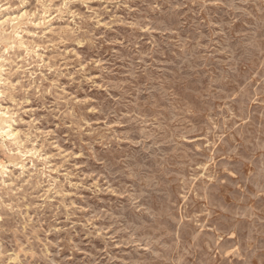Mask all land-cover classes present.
Segmentation results:
<instances>
[{"label": "rangeland", "instance_id": "374dc122", "mask_svg": "<svg viewBox=\"0 0 264 264\" xmlns=\"http://www.w3.org/2000/svg\"><path fill=\"white\" fill-rule=\"evenodd\" d=\"M6 17L0 264H264V0Z\"/></svg>", "mask_w": 264, "mask_h": 264}, {"label": "bare ground", "instance_id": "6f19581e", "mask_svg": "<svg viewBox=\"0 0 264 264\" xmlns=\"http://www.w3.org/2000/svg\"><path fill=\"white\" fill-rule=\"evenodd\" d=\"M15 19L14 18H11V17H6L5 19L1 20L0 21V25L3 24V23H9L11 24ZM21 23V22H20ZM47 23V22H46ZM13 25V24H12ZM1 27V26H0ZM13 28V26H12ZM16 30L12 31L15 33ZM3 31L0 29V34L2 33ZM13 34V33H12ZM16 35V34H15ZM18 35V34H17ZM16 35V36H17ZM9 37V36H8ZM11 38V34H10V37ZM2 68V67H1ZM3 70V68L1 69ZM13 84V83H12ZM18 132V131H17ZM0 136H8V139L12 140V141H15L16 138H17V133L13 132L11 130V125H7L5 124V121L2 122V128H0ZM4 138V137H3ZM19 153H21V151H19ZM22 167H24L22 165ZM7 171V168L4 164H2L0 162V174H3L4 172Z\"/></svg>", "mask_w": 264, "mask_h": 264}]
</instances>
